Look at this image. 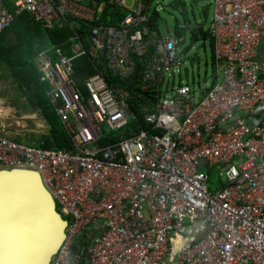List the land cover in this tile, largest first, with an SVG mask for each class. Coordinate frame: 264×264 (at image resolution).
<instances>
[{
	"label": "built area",
	"instance_id": "obj_1",
	"mask_svg": "<svg viewBox=\"0 0 264 264\" xmlns=\"http://www.w3.org/2000/svg\"><path fill=\"white\" fill-rule=\"evenodd\" d=\"M7 1L0 34L21 12L87 28L73 29L70 54L52 44L35 58L71 149L0 135V169L37 172L65 218L50 264H264V0H213L217 68L198 98L165 84L180 39L162 36L152 0ZM79 57L95 70L82 88ZM209 167L224 177L214 192ZM196 224L207 229L193 239Z\"/></svg>",
	"mask_w": 264,
	"mask_h": 264
},
{
	"label": "water",
	"instance_id": "obj_2",
	"mask_svg": "<svg viewBox=\"0 0 264 264\" xmlns=\"http://www.w3.org/2000/svg\"><path fill=\"white\" fill-rule=\"evenodd\" d=\"M205 25L184 26L204 41V48ZM17 41V33L9 30L5 45ZM65 229L66 222L37 172L0 169V264H50L65 240Z\"/></svg>",
	"mask_w": 264,
	"mask_h": 264
},
{
	"label": "trees",
	"instance_id": "obj_3",
	"mask_svg": "<svg viewBox=\"0 0 264 264\" xmlns=\"http://www.w3.org/2000/svg\"><path fill=\"white\" fill-rule=\"evenodd\" d=\"M116 11L120 13L119 9H116ZM103 18L106 23H116L112 18L105 16ZM152 20L156 21V16ZM73 29H77L82 37L87 33V28L79 22L74 23ZM73 29L68 26L62 28H42L39 22L34 21L27 12H21L14 16L12 24L0 34V72L4 71L12 77L22 91V94L26 97L28 106L34 111L40 110L49 125L50 132L48 137L38 146L43 150H68L71 149V142L62 128L52 106L48 102L46 96V91L48 90L47 85L39 82V72L35 58L40 49L46 46L45 41L61 46L66 54H70L68 40L73 33ZM9 30H14L17 33L18 41L14 45L7 47L5 41L6 33ZM193 36L195 39L199 38L195 33H193ZM208 39L211 40L212 45L211 34L206 32V40ZM73 63L75 76L78 79L77 84L82 88L83 80L93 74L95 70L87 57H79ZM115 83L120 87L127 86L126 82L116 81ZM133 109L136 113L138 112L137 107L133 106ZM40 112L37 114L41 117ZM140 125L143 129L147 128L142 120ZM130 126V128L135 130H138L139 127L137 124H131ZM116 134L117 137H126L124 133ZM111 136L107 140L114 138Z\"/></svg>",
	"mask_w": 264,
	"mask_h": 264
},
{
	"label": "rangeland",
	"instance_id": "obj_4",
	"mask_svg": "<svg viewBox=\"0 0 264 264\" xmlns=\"http://www.w3.org/2000/svg\"><path fill=\"white\" fill-rule=\"evenodd\" d=\"M5 2H7V7L11 6L7 0ZM130 4L131 0H126V5L129 6ZM150 14L156 15L157 25L163 37L171 36L180 39L177 51L183 64L180 72H175L171 76L166 75L165 84H168L170 88L181 84L188 85L198 98L200 93L210 88L214 81L215 60L211 40H206L204 48V41L200 38L195 39L193 32L186 30L184 26L188 23L201 24L206 22L205 32L211 34L214 28L213 0H152ZM40 25L45 28L42 24ZM45 43L46 46L40 51L45 50V48L49 49L52 45L50 42L45 41ZM4 75L10 77L9 74L4 73ZM208 171L211 173L210 190L214 192L221 186L224 177L217 173L216 167L208 168ZM62 220L65 221V218L62 217ZM169 260L171 261L170 258Z\"/></svg>",
	"mask_w": 264,
	"mask_h": 264
},
{
	"label": "crops",
	"instance_id": "obj_5",
	"mask_svg": "<svg viewBox=\"0 0 264 264\" xmlns=\"http://www.w3.org/2000/svg\"><path fill=\"white\" fill-rule=\"evenodd\" d=\"M262 50L263 48H261ZM4 73V71L0 72V135L20 144L38 147L48 137L49 125L40 110L34 111L28 106L26 97L22 94L17 83L11 76V78L5 76ZM38 112L41 117L37 114ZM217 173L219 174L218 171ZM206 227L204 224L194 225L191 231L197 233H194L191 238L195 239L200 236L206 231Z\"/></svg>",
	"mask_w": 264,
	"mask_h": 264
}]
</instances>
